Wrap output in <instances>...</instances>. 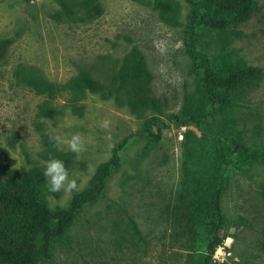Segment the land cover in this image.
<instances>
[{
    "label": "rangeland",
    "instance_id": "obj_1",
    "mask_svg": "<svg viewBox=\"0 0 264 264\" xmlns=\"http://www.w3.org/2000/svg\"><path fill=\"white\" fill-rule=\"evenodd\" d=\"M153 1L100 0L101 16L83 22L55 20L58 0H0V41L11 40L0 61V177L21 169L44 171L46 150H58L54 142L47 147L45 138L81 133L85 152L76 154L66 146L58 150L74 154L69 172L81 190L51 194L44 185L48 208L63 210L87 189L116 146L143 132L151 117L167 123L172 115L207 111L186 38L189 7L174 0L180 13L168 23ZM252 2L248 21L224 30L201 28L196 41L213 67H254L260 78L199 127L170 124L158 141L132 140L103 196L76 216L63 237L52 240L50 260L34 264H199L211 222L201 202L222 171L214 137L264 148V0ZM133 49L144 56L159 110L134 115L127 105L90 93L77 81L87 74L115 91V77ZM19 66L58 85L54 99L17 82ZM46 103L55 109L51 117L39 113ZM104 120L110 121L108 130L100 126ZM224 174L226 237L212 264H264V199L259 193L264 161H235Z\"/></svg>",
    "mask_w": 264,
    "mask_h": 264
},
{
    "label": "trees",
    "instance_id": "obj_2",
    "mask_svg": "<svg viewBox=\"0 0 264 264\" xmlns=\"http://www.w3.org/2000/svg\"><path fill=\"white\" fill-rule=\"evenodd\" d=\"M143 3L144 0H133ZM189 12L186 18V38L188 47L194 57L196 71L200 72L203 95L208 109L202 115L185 113L182 116L172 115L169 122L159 117H151L143 132L123 139L115 148L112 158L101 164L84 191L76 194L70 205L63 210L52 211L44 201L45 179L41 169H21L10 171L0 177V264H34L38 259L50 260L53 239L61 238L70 228L76 216L88 205L100 199L105 191L107 180L122 164L123 151L134 139L158 141L163 129L173 124L176 127H199L204 120L213 118L218 107H225L232 101L231 96L246 85L260 78L258 69L254 67L215 68L210 64L206 54L198 49L196 34L199 29L207 28L224 30L234 24L249 20L253 11L252 0H184ZM60 11L55 13L57 21H88L101 16L100 0H58ZM153 8L160 13L162 19L171 23L177 21L180 7L174 0H154ZM11 45V40L0 41V61H2ZM15 79L25 84L48 100L54 99L60 87L41 77L28 74L24 67L15 71ZM78 83L90 93L98 94L104 99L113 98L118 105H127L134 115L149 110H159V101L151 95V74L146 66L142 53L133 49L125 58L120 72L115 77V91L106 90L87 74H82ZM40 115L51 117L55 114L48 103L41 106ZM46 146L53 141L45 138ZM216 145V162L222 168L215 187L210 195L202 199L201 211L204 208L208 225V238L204 254L199 264H212L217 248L223 245L226 237V217L222 209V195L225 189L227 170L235 161H264V148L253 150L233 143L227 138L214 137ZM54 157L62 160L70 169L75 156L70 152L58 151L49 147L44 155L48 160ZM264 199V186L260 189ZM132 230L138 234L134 221H129Z\"/></svg>",
    "mask_w": 264,
    "mask_h": 264
},
{
    "label": "clouds",
    "instance_id": "obj_3",
    "mask_svg": "<svg viewBox=\"0 0 264 264\" xmlns=\"http://www.w3.org/2000/svg\"><path fill=\"white\" fill-rule=\"evenodd\" d=\"M100 126L108 130L110 128V121L104 120ZM50 140L54 142L58 150H63L64 146L76 154H82L87 150L84 137L81 133H75L71 138H65L60 134H56L51 136ZM42 175L47 183L48 191L51 194L63 192L64 194L71 195L81 190V185L78 184L77 179L70 177L68 168L60 159L50 157L45 162Z\"/></svg>",
    "mask_w": 264,
    "mask_h": 264
}]
</instances>
